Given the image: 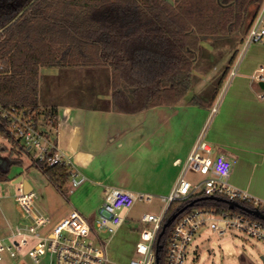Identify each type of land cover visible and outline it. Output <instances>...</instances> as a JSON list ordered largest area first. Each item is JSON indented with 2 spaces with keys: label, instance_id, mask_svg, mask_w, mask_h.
I'll return each instance as SVG.
<instances>
[{
  "label": "trees",
  "instance_id": "1",
  "mask_svg": "<svg viewBox=\"0 0 264 264\" xmlns=\"http://www.w3.org/2000/svg\"><path fill=\"white\" fill-rule=\"evenodd\" d=\"M263 1L0 0V64L5 66L0 74V106L26 111L39 123L42 69L106 66L112 71L114 112L136 115L178 105L192 89L202 43L209 37H245ZM236 57L237 53L230 66ZM229 72L227 67L218 88ZM189 104L203 102L194 97ZM57 114L53 107L46 115L49 135L58 126ZM0 136L16 145L7 157H0L3 182L11 180L13 166L23 165V157L31 156L17 145L1 115ZM30 167L41 170L61 193L69 186L70 173L63 165L47 167L31 159ZM192 201L174 202L165 221ZM241 205L252 207L248 202ZM193 209L241 213L215 200H199L189 211ZM258 210L264 213V207ZM173 228L162 238L161 264H165Z\"/></svg>",
  "mask_w": 264,
  "mask_h": 264
},
{
  "label": "rangeland",
  "instance_id": "2",
  "mask_svg": "<svg viewBox=\"0 0 264 264\" xmlns=\"http://www.w3.org/2000/svg\"><path fill=\"white\" fill-rule=\"evenodd\" d=\"M253 9L249 13V21ZM243 38L239 34H232L209 37L202 43L203 50L197 56L192 89L181 103H189L194 97L202 101L211 98L232 56L237 52L236 65L247 55ZM257 45L264 47L263 43H256L249 49ZM57 72V76L40 78L43 110L39 123L41 128L47 130V113L53 107H59L60 122L81 126V148L74 152L72 158L85 170L88 182L74 193H70V186L61 193L41 170L30 167L31 158L25 155L23 165L11 168V180L0 182V206L14 222L21 219L14 198L19 185L14 184L13 180L20 176L32 183L38 208L49 215L54 224L73 209L93 222L103 204V191L107 186L152 194L155 196L152 203L138 202L130 212L125 209L119 212L125 217V223L117 234H101L108 242L110 264H129L137 256L136 246L140 233L151 228V225L142 223V215L160 214L162 197L167 196L169 188L177 181L180 169L173 165V160L186 154L190 124L184 118L176 117L174 128L168 130L170 116L167 110L170 108L166 106H158L136 115L114 112L111 103L112 71L107 66L63 68ZM195 74L208 75L205 84L202 85ZM225 90L226 87L220 99ZM51 135L54 136L53 133ZM62 148L66 151L67 145ZM13 149L6 147V151H0V157H7ZM81 154L89 155L87 162L78 161L77 156ZM187 179L198 183L205 176L189 171ZM3 221L0 210V223ZM36 243L37 240L30 239L25 253ZM0 264L32 263L25 262L23 255L18 253L15 258L5 255ZM186 264H264V243L239 232L228 231L220 236L206 226L196 234Z\"/></svg>",
  "mask_w": 264,
  "mask_h": 264
},
{
  "label": "built area",
  "instance_id": "3",
  "mask_svg": "<svg viewBox=\"0 0 264 264\" xmlns=\"http://www.w3.org/2000/svg\"><path fill=\"white\" fill-rule=\"evenodd\" d=\"M256 43L264 44V1L245 35L244 50ZM4 71L5 66L0 64V74ZM235 74L236 69H233L230 75L232 77ZM255 78L264 83V66L259 68ZM216 111L217 107H214L213 113ZM0 115L6 121V129L17 145L28 152L32 160L42 162L47 167L63 165L68 169L70 193L88 182V178L79 170L71 156L62 152L56 140L26 111L0 106ZM0 146L11 149L16 147L8 138L2 136ZM213 155L214 150L202 132L186 161L175 162L176 165H181L180 175L170 194L162 197L163 207L160 214L142 215V223L151 225V228L140 233L136 246L137 256L129 264H156L159 235L174 202L218 197L240 204L251 203L253 210L264 207L263 201L229 184L232 163L223 155L215 158ZM189 171L200 173L205 179L193 183L187 179ZM14 198L22 221L11 230L9 237L0 239V263L4 261L5 255L15 258L19 253L23 255L25 262L32 264H110L108 242L101 234L114 236L125 223V217L119 213L121 210L130 212L138 202L150 204L155 196L124 188L107 187L104 190L103 204L93 222L73 209L55 224L49 215L38 208L35 193H25L22 184ZM173 225L165 264H186L188 251L196 234L206 226L220 236L228 231L239 232L264 243V221L243 212L235 215L226 212L216 214L202 209L187 210ZM30 239H35L38 243L25 253Z\"/></svg>",
  "mask_w": 264,
  "mask_h": 264
},
{
  "label": "crops",
  "instance_id": "4",
  "mask_svg": "<svg viewBox=\"0 0 264 264\" xmlns=\"http://www.w3.org/2000/svg\"><path fill=\"white\" fill-rule=\"evenodd\" d=\"M246 51L247 55L243 56L244 59L236 65L235 61L233 65H228L230 72L223 85L218 88L224 72L220 76L211 98L203 100V105L180 103L175 106H166L170 108L169 111L167 110L170 116L168 130L174 128L173 121L176 117H182L186 123L189 122L190 124L186 154L173 160V165L180 169L179 172H181V165H176L175 162L184 163L186 161L199 136L204 132L206 140L214 150V154L216 156L223 155L232 163L231 174L228 178L229 184L264 202V88L262 87L263 83L258 82L255 78L259 68L264 66V47L260 45L252 46ZM233 69H236V74L231 77L230 74ZM57 71L58 69L54 68H44L41 71V76L46 79L57 76L59 74ZM195 75L200 78L202 85L205 84L208 75ZM225 87V93L220 99L221 92ZM216 105L217 111L213 113ZM68 111L69 108H67ZM57 118L58 126L52 130L54 135L52 137L58 143L60 150L72 158L74 152L81 148L83 129L76 124L72 126L70 123L60 122L59 107ZM194 123L195 125H193ZM76 138H78V145L75 149L73 142ZM63 145H67L66 151L63 150ZM86 158H89V155L83 156L81 154L77 156L78 161L85 160L87 162L88 159ZM75 163L79 167L76 161ZM80 167L79 170L85 174V170L83 171ZM18 178L16 177L13 180L15 181ZM28 182L32 185L30 181ZM175 183L169 188L170 191L167 195L170 194ZM32 192H34V187ZM0 210L4 217L3 223H0V238L5 239L9 237L11 230L21 223V219L14 222L4 213L1 206Z\"/></svg>",
  "mask_w": 264,
  "mask_h": 264
},
{
  "label": "water",
  "instance_id": "5",
  "mask_svg": "<svg viewBox=\"0 0 264 264\" xmlns=\"http://www.w3.org/2000/svg\"><path fill=\"white\" fill-rule=\"evenodd\" d=\"M262 87L264 88V83L262 84ZM78 145V138H76L73 142V147L76 149ZM14 184H18V185H23L24 188V192L25 193H30L33 191V187L32 185L28 182V180H25L22 176L19 177L17 180L14 181ZM199 200H215V201H220V202H225L226 204L229 205L230 209L235 210L238 209L241 212L251 215L259 220L264 221V213L259 211V210H253L251 208H248L246 206L241 205L238 202H232L223 198H218V197H203L200 199H197L195 201L190 202L189 204H187L185 207H183L182 209H180L179 211H177L176 213H174L173 215H171L167 221L164 223L162 231L159 235V239H158V243H157V249H156V264H161L160 263V257H159V253H160V249L162 248L161 245V241L163 236L165 235L166 231L168 228H170L175 221L179 218L180 215H182L183 213H185L187 210H189L190 208H193L194 205L197 203V201Z\"/></svg>",
  "mask_w": 264,
  "mask_h": 264
}]
</instances>
